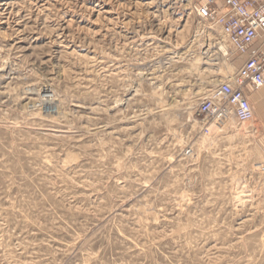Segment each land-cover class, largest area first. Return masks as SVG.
<instances>
[{"label":"rangeland","instance_id":"rangeland-1","mask_svg":"<svg viewBox=\"0 0 264 264\" xmlns=\"http://www.w3.org/2000/svg\"><path fill=\"white\" fill-rule=\"evenodd\" d=\"M195 2L0 0V264H264L257 103L202 131L242 60Z\"/></svg>","mask_w":264,"mask_h":264},{"label":"built area","instance_id":"built-area-1","mask_svg":"<svg viewBox=\"0 0 264 264\" xmlns=\"http://www.w3.org/2000/svg\"><path fill=\"white\" fill-rule=\"evenodd\" d=\"M194 11L220 29L230 47L228 59L242 60L237 71L200 102L199 110L206 115L202 131L211 133L212 123L224 126L231 117L243 126L255 118L248 90L264 87V50L256 46L264 39V0H196Z\"/></svg>","mask_w":264,"mask_h":264},{"label":"crops","instance_id":"crops-1","mask_svg":"<svg viewBox=\"0 0 264 264\" xmlns=\"http://www.w3.org/2000/svg\"><path fill=\"white\" fill-rule=\"evenodd\" d=\"M256 46H262V49L264 50V39H261ZM249 97L251 100H254L256 105V111L258 113V122L260 126L262 127V130L264 131V87H262L259 90H248ZM254 108V107H253ZM255 111V108H254ZM255 111V115H256ZM262 141L264 142V137H262Z\"/></svg>","mask_w":264,"mask_h":264},{"label":"bare ground","instance_id":"bare-ground-1","mask_svg":"<svg viewBox=\"0 0 264 264\" xmlns=\"http://www.w3.org/2000/svg\"><path fill=\"white\" fill-rule=\"evenodd\" d=\"M201 35H202V37L201 38H203L202 39V44H204V46H207L208 45V40H209V38H208V34L206 33V30H204L203 32H201L200 33ZM221 48H222V50L224 51V55H227V53H228V48H227V45H221ZM223 55V56H224ZM249 123V122H248ZM247 124V123H246ZM245 125V124H244Z\"/></svg>","mask_w":264,"mask_h":264}]
</instances>
